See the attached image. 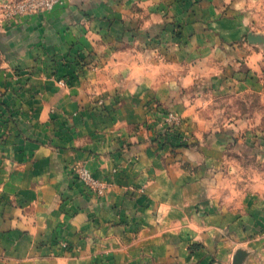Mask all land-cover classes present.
I'll return each mask as SVG.
<instances>
[{
	"label": "crops",
	"instance_id": "0c3cea01",
	"mask_svg": "<svg viewBox=\"0 0 264 264\" xmlns=\"http://www.w3.org/2000/svg\"><path fill=\"white\" fill-rule=\"evenodd\" d=\"M102 8L92 34L106 51L95 68H81L75 44L91 18L78 23L72 5L0 33V264H218L217 226L188 235L182 225L198 187L175 159L198 156L161 144L148 122L156 101L180 106L190 75L121 39L117 20L108 32ZM176 52L172 61L187 62V45ZM77 165L104 183L102 194L78 179Z\"/></svg>",
	"mask_w": 264,
	"mask_h": 264
},
{
	"label": "rangeland",
	"instance_id": "374dc122",
	"mask_svg": "<svg viewBox=\"0 0 264 264\" xmlns=\"http://www.w3.org/2000/svg\"><path fill=\"white\" fill-rule=\"evenodd\" d=\"M67 4L78 23L91 18L87 30L76 32L81 68H95L96 56H105L102 35L92 34V22L101 17L93 10L104 6L100 14L104 9L108 32L117 20L121 39L143 42L140 51L171 72L190 75L180 106L156 101L148 121L150 127L155 121L161 144L198 156L193 162L175 159L184 182L194 180L198 187L182 225L188 235L201 224L217 226L212 263L264 264V0H0V33L18 29L31 14ZM118 8L119 15H110ZM222 19L227 23L221 25ZM88 34L92 42L82 39ZM183 45L187 62L172 61ZM194 216L211 219L192 221Z\"/></svg>",
	"mask_w": 264,
	"mask_h": 264
},
{
	"label": "built area",
	"instance_id": "2783aa9c",
	"mask_svg": "<svg viewBox=\"0 0 264 264\" xmlns=\"http://www.w3.org/2000/svg\"><path fill=\"white\" fill-rule=\"evenodd\" d=\"M74 172L86 187L95 190L98 194L104 192V183L94 178L91 171L85 165H77Z\"/></svg>",
	"mask_w": 264,
	"mask_h": 264
}]
</instances>
